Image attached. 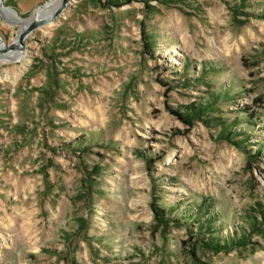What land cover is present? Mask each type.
<instances>
[{
    "label": "rangeland",
    "instance_id": "374dc122",
    "mask_svg": "<svg viewBox=\"0 0 264 264\" xmlns=\"http://www.w3.org/2000/svg\"><path fill=\"white\" fill-rule=\"evenodd\" d=\"M53 1L0 0L2 47ZM24 43L0 264H264V0H71Z\"/></svg>",
    "mask_w": 264,
    "mask_h": 264
},
{
    "label": "water",
    "instance_id": "95a60500",
    "mask_svg": "<svg viewBox=\"0 0 264 264\" xmlns=\"http://www.w3.org/2000/svg\"><path fill=\"white\" fill-rule=\"evenodd\" d=\"M70 3L71 0H61L59 6L49 18L43 17V18H36L34 20L32 19L25 27L22 28V30L17 36V40L11 42L10 44H6V42L4 41L5 45H3V47H0V53H6L15 49L18 50L25 49L26 46L24 41L29 36V34L45 24H50L57 21L58 16L60 14H64L65 10L68 8Z\"/></svg>",
    "mask_w": 264,
    "mask_h": 264
},
{
    "label": "trees",
    "instance_id": "16d2710c",
    "mask_svg": "<svg viewBox=\"0 0 264 264\" xmlns=\"http://www.w3.org/2000/svg\"><path fill=\"white\" fill-rule=\"evenodd\" d=\"M207 107L208 106H201V105H199L198 107H196V108H193V109H191L188 113H187V116H188V118H196L197 116L199 117H201V118H203V116L206 114V109H207ZM228 127L226 126V127H224V129H223V135H224V138H229V135H227V133H229L228 132ZM242 142L244 143V141H243V138L241 139V140H237L235 143H237L238 145H242ZM155 208V207H154ZM155 210H156V214H157V216L159 217V218H161V217H163L164 215V212H165V210L162 208V207H158V208H155ZM203 213V212H202ZM194 214L195 213H193L192 215L194 216ZM191 215V216H192ZM194 218H196L197 219V222H198V229L200 230V232H202V230L204 229V223L203 222H201V219L203 218V214H201V215H199V216H197V217H194ZM210 218H208V220H209ZM199 232V233H200ZM242 242L241 241V238H239L238 240H236V239H233L232 240V242L233 243H239V242ZM208 243V246L209 247H211L212 249H214V250H217V251H219V250H222V249H227L229 246H230V243H229V241H227V242H223V243H221V242H219L218 240H216L215 238L211 241H208L207 242Z\"/></svg>",
    "mask_w": 264,
    "mask_h": 264
},
{
    "label": "bare ground",
    "instance_id": "6f19581e",
    "mask_svg": "<svg viewBox=\"0 0 264 264\" xmlns=\"http://www.w3.org/2000/svg\"><path fill=\"white\" fill-rule=\"evenodd\" d=\"M61 0H54L53 2H51L49 5H47L44 8H40L35 15L30 18V19H21L19 18L16 14H14V12L11 11H7L6 13H8V15L13 18V20H15V22L17 24L20 25L21 29L23 27H25L32 19H36V18H43V17H47L49 18L52 13L55 12V10L57 9V7L59 6ZM20 33V32H19ZM8 44V43H6ZM0 47H2V44L0 43ZM3 58V62H7V61H14V60H20L23 59V54H22V50H11L9 52L6 53H0V58Z\"/></svg>",
    "mask_w": 264,
    "mask_h": 264
}]
</instances>
